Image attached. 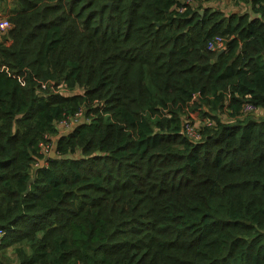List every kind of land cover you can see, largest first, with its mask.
<instances>
[{"label":"trees","instance_id":"1","mask_svg":"<svg viewBox=\"0 0 264 264\" xmlns=\"http://www.w3.org/2000/svg\"><path fill=\"white\" fill-rule=\"evenodd\" d=\"M242 1L0 0V264H264V0Z\"/></svg>","mask_w":264,"mask_h":264},{"label":"built area","instance_id":"2","mask_svg":"<svg viewBox=\"0 0 264 264\" xmlns=\"http://www.w3.org/2000/svg\"><path fill=\"white\" fill-rule=\"evenodd\" d=\"M198 1L202 2L203 5L206 7H213V8L217 4H223L226 2H232V3L240 2V0H211V1H207V0H180L181 6H179L177 10L179 12H183L188 7L196 5L198 3ZM7 18L6 17H0V41L2 40V38L5 35L8 34L9 30L12 27V24H11L9 18L8 19ZM208 49L212 52H215V53L224 52L227 50V40L222 36H217L208 43ZM4 69H5V67H3L1 70H4ZM18 76L19 75H15V77H18ZM48 84H49L50 90L54 93L65 92L66 94H68V92H69V93L73 94V91H71L67 87L57 85L54 81H49L47 84H43L44 88H46V86ZM242 111H243L244 115L253 114V113L257 112V107L250 102H246L243 104ZM86 120L87 119L85 118L83 111H79L75 115H73L72 117L62 120L58 124L57 130H59V128H61L62 130L66 131V133H59V135L68 134L69 132H71V130L74 128V126L76 124H78L80 122H85ZM205 122H208V121L205 120ZM183 128H184L186 134L190 138H192L194 140L200 139L198 126L191 119L185 118V120L183 122ZM53 150H55V149H54V141L52 138H50L48 141L40 144V152L46 158H49L50 153Z\"/></svg>","mask_w":264,"mask_h":264},{"label":"rangeland","instance_id":"3","mask_svg":"<svg viewBox=\"0 0 264 264\" xmlns=\"http://www.w3.org/2000/svg\"><path fill=\"white\" fill-rule=\"evenodd\" d=\"M229 3L232 2H226L223 4H217L216 7H221L223 8V10L226 9V5H228ZM232 10H235L236 12H249L251 11V3H249L248 1H242V2H238V3H232ZM231 10V11H232ZM9 13H10V7H6V11H2L0 12V17H9ZM227 13V12H226ZM8 19V18H7ZM4 39V38H3ZM190 116L188 115L186 118L191 119L197 126L201 125L202 122L204 121V118H202L201 114L196 112V113H189ZM258 115H262V112L258 113H253V114H248V115H244L243 117H248V116H258ZM59 133H66V131L62 130L61 128H59L58 130ZM53 139V141H57L58 139V135H52L51 137ZM8 255H11V251L8 252Z\"/></svg>","mask_w":264,"mask_h":264},{"label":"crops","instance_id":"4","mask_svg":"<svg viewBox=\"0 0 264 264\" xmlns=\"http://www.w3.org/2000/svg\"><path fill=\"white\" fill-rule=\"evenodd\" d=\"M214 8L220 9V10L224 11L225 13L227 12V14L236 12L235 10H232V8H233L232 3H229L228 5H226V9L225 10H223V8H221V7H216V6H214Z\"/></svg>","mask_w":264,"mask_h":264},{"label":"water","instance_id":"5","mask_svg":"<svg viewBox=\"0 0 264 264\" xmlns=\"http://www.w3.org/2000/svg\"><path fill=\"white\" fill-rule=\"evenodd\" d=\"M200 13L203 14V13H204V10L200 11ZM222 53H223V52H220L218 55H220V54H222ZM55 154H56V152H55V150H53V151H51L49 157H52V158H53V157H55ZM30 183H31V181L29 182L28 187L30 186Z\"/></svg>","mask_w":264,"mask_h":264},{"label":"clouds","instance_id":"6","mask_svg":"<svg viewBox=\"0 0 264 264\" xmlns=\"http://www.w3.org/2000/svg\"><path fill=\"white\" fill-rule=\"evenodd\" d=\"M8 18H9V17H8ZM10 22H11V21H10ZM11 24H12V23H11ZM2 40H3V38H2ZM2 40H1V41H2Z\"/></svg>","mask_w":264,"mask_h":264}]
</instances>
